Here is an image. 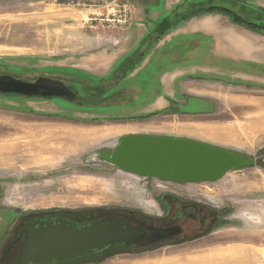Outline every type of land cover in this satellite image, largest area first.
<instances>
[{"label": "rangeland", "instance_id": "obj_1", "mask_svg": "<svg viewBox=\"0 0 264 264\" xmlns=\"http://www.w3.org/2000/svg\"><path fill=\"white\" fill-rule=\"evenodd\" d=\"M246 1L264 11V0ZM130 2L7 0L0 10L3 72L17 71L28 81L79 80L90 88L101 79L107 81L111 97L79 104L0 94V254L27 217L51 212L99 219L130 215L160 225L182 224L183 232L164 243L83 264H188L192 256L201 264H236L227 256L242 236L264 234V166L257 162L221 176L219 182L226 178L241 189L231 203L225 188L216 189V180H161L117 168L107 158L124 135L151 134L210 143L264 163V124H259L264 123V77L235 74L246 63L228 62L233 75L191 71L174 78L168 92L172 105L154 108L150 116L145 108L123 104L131 95L126 86L132 78L125 72L116 80L109 73L129 35L125 14ZM225 21L232 22L227 16ZM120 79L124 87L118 90L114 87ZM198 79L209 83L203 88L208 96L194 95L200 89ZM254 113L262 116L258 131L236 139L233 132L225 134ZM193 205L204 207L207 222L209 212L217 216L214 228L200 233L201 217L172 220L178 212H193ZM256 242L251 243L259 246V260L250 264H264V241Z\"/></svg>", "mask_w": 264, "mask_h": 264}, {"label": "water", "instance_id": "obj_2", "mask_svg": "<svg viewBox=\"0 0 264 264\" xmlns=\"http://www.w3.org/2000/svg\"><path fill=\"white\" fill-rule=\"evenodd\" d=\"M206 7L234 12L226 4L209 6L201 2L192 11ZM80 92L78 87L74 89L59 80L39 77L28 81L11 75L0 76L2 94L37 96L45 100L54 97L74 103L80 98ZM107 158L127 172L175 182L217 180L229 169L256 162L264 166L262 161L202 141L151 134L124 135ZM178 231L174 227L171 234ZM22 234L18 255L10 264H83L131 249L143 238L144 231L120 217L81 221L48 215L20 230L18 238Z\"/></svg>", "mask_w": 264, "mask_h": 264}, {"label": "crops", "instance_id": "obj_3", "mask_svg": "<svg viewBox=\"0 0 264 264\" xmlns=\"http://www.w3.org/2000/svg\"><path fill=\"white\" fill-rule=\"evenodd\" d=\"M184 1L193 0H146L144 3H140L141 5L136 2L137 9L134 13V24L130 26L129 35L122 43L118 50L119 55L114 60L133 49L147 27H150L153 22ZM225 18V15L218 12H207L191 16L158 41L147 59L150 58L151 61L155 59L156 63H163L164 60H167V66L159 77L162 96L156 98L152 104V109L165 107L164 96L172 98L168 92L172 91L170 86H172L174 78H178L187 72L202 71L233 75L234 66L229 65L228 62L234 65L246 63L253 66H264V33L252 32L231 21L226 22ZM195 56H198V59H195ZM246 72L245 68L239 67L235 74L249 76L250 72ZM254 76L263 78L264 72H256ZM208 84L198 79L197 86L200 89L194 95L197 97L208 96L205 89H203ZM184 86L187 88L186 84ZM165 102L168 105L166 99ZM225 174L227 172L223 174V177ZM221 179L222 177L216 180V189L224 190L225 188L226 197H230L231 203H234L233 197L239 194L241 189L234 183H230L231 180L226 178L219 182ZM260 234L262 233L253 236H249L250 233H247L246 236L241 235L242 240L238 241L235 247L229 250L227 260L232 261V263L235 261L236 264H250V262L259 260V246L251 242L253 240L257 241L256 243L263 242L262 237H264V234ZM247 251L251 254H248ZM237 252L239 255H236ZM190 260L193 263L188 264H201L195 256L190 257ZM193 260L197 261L194 262Z\"/></svg>", "mask_w": 264, "mask_h": 264}, {"label": "flooded vegetation", "instance_id": "obj_4", "mask_svg": "<svg viewBox=\"0 0 264 264\" xmlns=\"http://www.w3.org/2000/svg\"><path fill=\"white\" fill-rule=\"evenodd\" d=\"M145 1L146 0H131L129 4L130 11H131V22L129 23V27L134 24L133 22L134 13H135V10L137 9L136 2L139 5H141L140 3L142 2L144 3ZM5 2H7V0H0V10H3L7 7ZM190 2L191 1H188V2L184 1L178 4L177 6L172 8L167 14L161 16L160 19L153 22L150 25V27H147L145 29V32L143 33V36L141 37V39L138 41L137 45L130 51L118 57V59L114 61L113 70H111L109 73V75H111L112 78H115L117 80L118 77L125 74V72H126V75L132 78L130 81H128L129 84L127 83V86H126L127 89L128 88L130 89L131 95L127 96L128 98H125V99L119 97V99H124L127 101V102L126 101L123 102V104H130V107H134V108H141V109L145 108L146 111L151 112V113L152 111L156 110V109L152 110L151 108L156 98L158 96H162V94L160 93L159 77L165 71V67L167 66V60H164L163 63H156L155 59L151 61L150 58L147 59V56L150 54V52L152 51L154 46L158 43V41L168 33V31L180 25L187 18L198 15V14L207 13V12H218L223 15H226L231 20L233 18V15L231 14H236V15H240L256 23L264 22V11L257 10L251 6H247L246 0L245 1H238V0H199L197 1L198 3L200 2L207 3L209 6L215 3L226 4L230 9H233L234 12H230L229 10H224V9L213 10V11H198V10L192 11L197 2L195 3H190ZM186 12H188V14H186ZM182 14L183 15L186 14V16L181 17ZM232 22L237 24L233 20ZM166 27H169V30L160 39H158L157 42L148 50L146 46L148 45L147 43L150 41V38L152 40L156 38ZM252 32H255V31H252ZM260 33H264V30L261 31ZM145 51H148V52L144 54ZM155 57L156 56L154 55V58ZM249 66H252V67L246 66L245 68L247 71L246 73L250 72L249 75H255L256 72L257 73L264 72V66H253V65H249ZM3 71L4 70L0 69V76L11 75L15 78H19V72L17 71L16 72H11V71H6V70L5 72ZM37 77L39 76L37 75ZM36 79L37 78L31 81H35ZM124 79H120L116 83L114 88H118V90H121L124 87V84H122ZM52 80L62 81L65 84L71 85L74 89L78 87L79 85L81 86V89L79 90L81 91L80 92L81 96L79 99L75 100L74 103L79 102V104H83V103H88V101L91 99L94 101H97L98 99L111 98L109 96L110 92L108 90L110 89H108L109 86L107 85V81L105 82L101 79L100 80L98 79L99 82L96 88H90L88 86H85L83 82H79V80L78 81L71 80L73 83H71L70 80H66V79L62 80V79L54 78ZM154 84L158 86L157 89L153 87ZM135 91L136 93L134 97H132V94ZM0 94L5 95V96L22 97L16 94H8V95L2 94V93ZM36 97L37 96L31 97V98H36ZM37 98H40V97H37ZM164 98L167 101L169 100L168 97L164 96ZM52 99L55 100L56 98L53 97ZM170 102H168V105H166L162 109H168V107H170L169 105L171 104ZM119 103H122V101H120ZM146 111L145 113H147ZM193 206H195V209L193 212L188 213L187 215H185V212H182V213L178 212L172 220L177 219L179 221L180 220L185 221L184 216H186L187 219L192 221L198 217H201V219L199 220L197 224L200 233L206 231L207 228L209 229L214 228L216 223L219 221L216 216L217 214H215L216 217H214V214L209 212V219L207 222L206 216H205L206 212L204 211L205 210L204 207L199 206V205H193ZM224 214L225 213H222L223 216H225ZM48 215H55L56 217L62 218V219H76V220H81V221L95 219V218L99 219L98 217H86V216H82L81 214H73V213L64 214V213H58V212L57 213L51 212V213H45V214L40 213L38 215L29 216L15 230V232L11 236L8 243L6 244L4 249L1 251L0 264H10L17 257L20 246H21V242L23 239V234L21 235L20 238H18L17 233L20 230H23L25 227H27L31 223L37 221L40 217H48ZM120 218L128 221L132 225L139 227L140 229L144 231L143 238H141L137 242V245L133 246L131 249H128L127 251H131V250L143 248V247H148V246H156L158 244L166 242L167 240H171L179 236L183 232V227L181 223L180 224L179 223H166V224L160 225L155 219L149 220V219H146L145 217L138 218L136 216H130V215L129 216L122 215L120 216ZM174 227L179 228V231L177 234H171V229Z\"/></svg>", "mask_w": 264, "mask_h": 264}, {"label": "bare ground", "instance_id": "obj_5", "mask_svg": "<svg viewBox=\"0 0 264 264\" xmlns=\"http://www.w3.org/2000/svg\"><path fill=\"white\" fill-rule=\"evenodd\" d=\"M255 109H257V106H253V108H252V110H255ZM250 111V110H249ZM248 111V112H249ZM247 116V115H246ZM260 117H262L261 116V114H257V113H254L253 115H251V116H249L248 118H247V122L245 123L244 121L243 122H239V123H236V124H234L232 127H230V128H228V129H225V134H227V133H231V132H233L234 134V137H235V139H236V135H239V137H237V138H240V137H244V136H247V135H249V133L250 132H252V131H254V130H257L258 131V121L260 120L259 118ZM243 119V118H242ZM252 119V120H251ZM259 124H264V123H259ZM230 129V130H229ZM254 132H256V131H254ZM47 134V136L48 135H50V133H51V131H49V132H46ZM53 133V132H52ZM229 133V134H230ZM232 134V133H231ZM251 134V133H250ZM43 136V135H42ZM34 140V139H33ZM239 141H240V139H238ZM236 141V140H235ZM9 145V144H8ZM47 147V146H46ZM4 148V147H3ZM2 150L3 149H1V153H2ZM48 151V150H47ZM3 156V155H2ZM9 159H10V157H9ZM247 250V249H246ZM239 251V250H238ZM236 252V251H235ZM241 252V251H240ZM243 252V251H242ZM251 252V251H250ZM246 253V252H245ZM247 253H248V251H247ZM234 254H236V253H234ZM248 254H251V253H248ZM248 254H246V255H248ZM236 255H239L238 254V252H237V254ZM233 256V255H232ZM241 256V255H240ZM239 256V257H240ZM186 258V257H185ZM189 258V260H188V262L190 261V262H192V260H190V257H188ZM231 258V257H230ZM237 259V258H236ZM206 260H208V259H206ZM233 260H235V259H233ZM242 260H244V259H242ZM184 261H185V259H184ZM194 261V260H193ZM195 261H197V260H195ZM194 261V262H195ZM202 261V260H201ZM245 261V260H244ZM181 262V260H174V262H167V264H181L180 263ZM187 262V263H188ZM199 262V261H198ZM197 262V263H198ZM235 262V261H234ZM238 262V261H237ZM193 263V262H192ZM191 263V264H192ZM239 263H240V261H239ZM183 264V263H182Z\"/></svg>", "mask_w": 264, "mask_h": 264}, {"label": "trees", "instance_id": "obj_6", "mask_svg": "<svg viewBox=\"0 0 264 264\" xmlns=\"http://www.w3.org/2000/svg\"><path fill=\"white\" fill-rule=\"evenodd\" d=\"M238 1H243V0H238ZM213 10H221V9L207 7V8H202V9H200L198 11H213ZM231 15H233L232 20L234 22H236L237 24L242 25V26H244V27H246V28H248V29H250L252 31L260 33L261 31L264 30V22L256 23V22H253V21H251V20H249L247 18H244V17H242L240 15H236V14H231ZM168 30H169V27H166V28L163 29V31L156 38H154L153 40L150 38V41L147 43L148 45L146 46V48L149 50L157 42V40L160 39ZM147 52L148 51H145L144 54L147 53ZM148 114H147V116H150V115L153 114V112L152 113H148Z\"/></svg>", "mask_w": 264, "mask_h": 264}, {"label": "built area", "instance_id": "obj_7", "mask_svg": "<svg viewBox=\"0 0 264 264\" xmlns=\"http://www.w3.org/2000/svg\"><path fill=\"white\" fill-rule=\"evenodd\" d=\"M125 15H128L126 17L127 21H128V26H129V23L131 22V11H130V6L128 5V14H125Z\"/></svg>", "mask_w": 264, "mask_h": 264}]
</instances>
